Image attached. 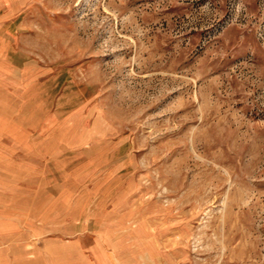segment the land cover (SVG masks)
I'll use <instances>...</instances> for the list:
<instances>
[{
    "label": "rangeland",
    "instance_id": "rangeland-1",
    "mask_svg": "<svg viewBox=\"0 0 264 264\" xmlns=\"http://www.w3.org/2000/svg\"><path fill=\"white\" fill-rule=\"evenodd\" d=\"M0 264H264V0H0Z\"/></svg>",
    "mask_w": 264,
    "mask_h": 264
}]
</instances>
